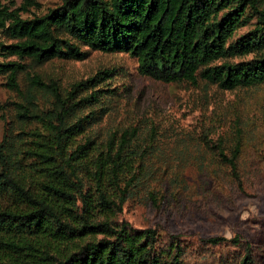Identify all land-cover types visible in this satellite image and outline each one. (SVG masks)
Segmentation results:
<instances>
[{"label":"trees","instance_id":"obj_1","mask_svg":"<svg viewBox=\"0 0 264 264\" xmlns=\"http://www.w3.org/2000/svg\"><path fill=\"white\" fill-rule=\"evenodd\" d=\"M33 1L25 0L21 8ZM19 9L0 3V29L17 40L0 44L6 57L37 65L54 58L82 60L89 54L83 45L129 53L137 58L140 74L164 82L205 80L222 89L264 83V0H63L31 18ZM252 17L254 27L234 38ZM24 68L21 61L0 62V74L19 93ZM111 76V69H100L66 91L37 73L28 76L24 101L14 102L17 116L42 124L43 130L32 132L30 147L21 151L30 161L23 170L8 136L0 143V200H14L9 206L0 203V244L10 248L6 257L0 255V264H186L180 236L163 239L155 227L114 219L134 197L145 157L137 147L138 129L116 130L97 143L90 136L78 140L93 114L70 121L77 108L101 102L105 90L112 92L102 88ZM36 90L51 95V108H39ZM215 148L243 191L242 142L230 153L221 142ZM87 179L94 182L90 190ZM206 241L241 242L239 236ZM241 264H257L251 245Z\"/></svg>","mask_w":264,"mask_h":264},{"label":"rangeland","instance_id":"obj_2","mask_svg":"<svg viewBox=\"0 0 264 264\" xmlns=\"http://www.w3.org/2000/svg\"><path fill=\"white\" fill-rule=\"evenodd\" d=\"M62 1L34 0L26 9L21 8L25 0L0 3L20 8L24 18H31ZM256 20L252 17L238 27L234 38L251 30ZM16 41L0 29V44ZM82 48L89 52L85 59L54 58L37 65L31 59L6 57L0 45V62L21 61L25 66L19 73L20 93L0 74V143L7 135L10 149L21 159L20 169L30 162L21 154L31 145L30 134L43 130L42 124L17 116L14 102L24 101L23 94L30 89L28 76L37 73L66 91L74 82L109 68L112 76L102 88H113L112 92L105 90L101 102L77 108L70 121L93 114L78 140L90 136L97 143L106 142L116 130L138 129L137 147L145 157L133 184L134 197L114 219L136 228L155 227L163 239L168 234L180 236L186 264H241L247 245L256 263L264 264V83L222 89L205 80L164 82L140 74L137 58L129 53ZM34 95L40 109L51 108L50 94L36 90ZM238 140L243 191L215 148L221 142L230 153ZM93 183L87 179L86 188L92 189ZM13 202L11 197L0 200L4 206ZM212 236H239L241 242L212 245L206 241ZM9 251V246L0 244L2 258Z\"/></svg>","mask_w":264,"mask_h":264}]
</instances>
